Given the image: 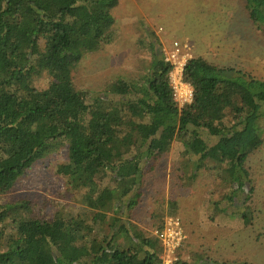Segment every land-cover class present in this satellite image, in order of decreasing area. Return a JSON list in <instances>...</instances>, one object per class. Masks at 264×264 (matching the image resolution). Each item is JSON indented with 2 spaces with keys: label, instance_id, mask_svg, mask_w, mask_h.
Here are the masks:
<instances>
[{
  "label": "trees",
  "instance_id": "1",
  "mask_svg": "<svg viewBox=\"0 0 264 264\" xmlns=\"http://www.w3.org/2000/svg\"><path fill=\"white\" fill-rule=\"evenodd\" d=\"M243 1L264 31V0ZM117 3L0 0V195L25 167L66 146L55 173L79 198L50 221L27 200L0 201V264H160V241L129 217L145 166L152 170L174 142L182 185L203 168L222 188L216 198L208 193L211 221L229 224L234 214L222 203L254 191L245 162L264 143V79L192 57L182 75L193 98L179 108L173 66L151 41L140 73L88 97L75 88L71 71L81 57L112 41ZM41 77L48 84L39 89ZM163 210L162 200L154 217ZM249 214L241 211L239 223L249 224ZM172 264L197 263L177 257Z\"/></svg>",
  "mask_w": 264,
  "mask_h": 264
},
{
  "label": "rangeland",
  "instance_id": "2",
  "mask_svg": "<svg viewBox=\"0 0 264 264\" xmlns=\"http://www.w3.org/2000/svg\"><path fill=\"white\" fill-rule=\"evenodd\" d=\"M111 12L115 21L112 41L84 54L71 71L72 82L84 97L143 71L150 60L151 41L165 56L178 41L187 45L190 58L202 57L214 65L264 79V31L250 20L243 0H118ZM47 84L46 77L36 82L39 89ZM181 150L174 142L152 170L145 166L139 203L129 220L150 234L166 216H179L186 240L175 256L197 264L204 260L211 264H264V143L245 162L252 195L246 201L245 195L239 196L235 204L222 203L227 213L234 214L227 225L211 221L209 209L204 208L208 193L214 190L216 198L222 190L210 173L199 169L190 185H182L177 178ZM66 159V146H61L34 161L21 171L14 186L0 195V201L27 200L48 221L58 210L79 205V198L55 173L56 165ZM162 200L164 210L157 219L153 214ZM244 209L251 217L247 225L238 220Z\"/></svg>",
  "mask_w": 264,
  "mask_h": 264
},
{
  "label": "built area",
  "instance_id": "3",
  "mask_svg": "<svg viewBox=\"0 0 264 264\" xmlns=\"http://www.w3.org/2000/svg\"><path fill=\"white\" fill-rule=\"evenodd\" d=\"M187 45L175 41L172 48L164 55L165 61L170 62L173 66L169 80L173 92V99L178 107L189 104L193 98V88L190 83L183 79V67L190 54L187 51ZM161 228L152 230V235L156 237L162 247L161 263L172 264L176 259V251L183 245L186 240L183 224L179 216L169 215L163 220Z\"/></svg>",
  "mask_w": 264,
  "mask_h": 264
}]
</instances>
